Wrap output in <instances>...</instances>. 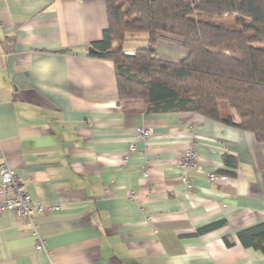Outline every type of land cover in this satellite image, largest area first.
<instances>
[{"label": "crops", "instance_id": "1", "mask_svg": "<svg viewBox=\"0 0 264 264\" xmlns=\"http://www.w3.org/2000/svg\"><path fill=\"white\" fill-rule=\"evenodd\" d=\"M0 2V167L33 202L61 207L34 220L37 235L2 214L0 264H264L237 238L264 223V141L193 112L124 109L115 63L89 55L108 28L105 0ZM155 50L188 54L165 34ZM141 127L154 135L138 139ZM192 145L199 169L181 164Z\"/></svg>", "mask_w": 264, "mask_h": 264}, {"label": "trees", "instance_id": "2", "mask_svg": "<svg viewBox=\"0 0 264 264\" xmlns=\"http://www.w3.org/2000/svg\"><path fill=\"white\" fill-rule=\"evenodd\" d=\"M105 2L108 28L101 41L91 44L95 52L89 55L115 63L124 109L144 105L147 113L193 112L264 141V0ZM233 14L238 17L230 27L211 19ZM164 34L180 39L188 51L179 62L157 56L155 45ZM138 41L144 43L134 50L125 46ZM225 163L236 161L225 157ZM237 238L264 254V223L240 231Z\"/></svg>", "mask_w": 264, "mask_h": 264}, {"label": "built area", "instance_id": "3", "mask_svg": "<svg viewBox=\"0 0 264 264\" xmlns=\"http://www.w3.org/2000/svg\"><path fill=\"white\" fill-rule=\"evenodd\" d=\"M1 24L2 20L0 17V25ZM134 133L138 139L146 140L154 135V129L150 127H141L137 128ZM136 150V145H131L130 152H135ZM181 164L182 166L199 169L197 147L195 145H192L186 151ZM0 174V194L4 196V202L0 203V216L6 212L14 211L19 217L26 218L33 224L37 217L61 210L59 205H42L38 202H33L31 194L27 191L26 186L18 177L17 173L9 169L6 164L1 165ZM145 176L147 175L145 174ZM207 176L211 181L226 179V177L219 176L217 173H209ZM183 182L185 183L187 190L191 191L193 189V185L188 178H183ZM33 225L34 232L37 235L38 224L34 223ZM36 249L38 251L46 252V247L42 240H39Z\"/></svg>", "mask_w": 264, "mask_h": 264}, {"label": "rangeland", "instance_id": "4", "mask_svg": "<svg viewBox=\"0 0 264 264\" xmlns=\"http://www.w3.org/2000/svg\"><path fill=\"white\" fill-rule=\"evenodd\" d=\"M238 17L237 14H233V15H224V16H215L213 18H211L213 21L217 22V23H224L227 26H233L236 23V18ZM144 42L142 41H138V42H132V43H126L125 46L127 49L130 50H134L133 47L136 46H140L142 45Z\"/></svg>", "mask_w": 264, "mask_h": 264}, {"label": "water", "instance_id": "5", "mask_svg": "<svg viewBox=\"0 0 264 264\" xmlns=\"http://www.w3.org/2000/svg\"><path fill=\"white\" fill-rule=\"evenodd\" d=\"M89 52L94 53L95 50L93 48H89ZM126 53L133 54V52H131V51H126Z\"/></svg>", "mask_w": 264, "mask_h": 264}]
</instances>
